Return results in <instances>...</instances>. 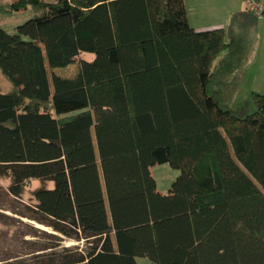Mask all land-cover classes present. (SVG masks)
<instances>
[{"label":"trees","instance_id":"trees-1","mask_svg":"<svg viewBox=\"0 0 264 264\" xmlns=\"http://www.w3.org/2000/svg\"><path fill=\"white\" fill-rule=\"evenodd\" d=\"M246 1L226 29L186 0H0L33 11L0 26V208L86 241L5 264H264V89L245 116L221 106L248 59L236 27L264 15Z\"/></svg>","mask_w":264,"mask_h":264},{"label":"rangeland","instance_id":"rangeland-1","mask_svg":"<svg viewBox=\"0 0 264 264\" xmlns=\"http://www.w3.org/2000/svg\"><path fill=\"white\" fill-rule=\"evenodd\" d=\"M259 7L264 8V0H258ZM189 10V21L196 27L224 26L228 29L230 14L242 10L248 5L246 0H213L211 2L201 0H186ZM232 10V11H231ZM33 15L31 7L20 11L0 13V26L10 32L16 31V26ZM252 22V21H251ZM248 22L244 26H237L239 32L245 31L248 38V59L242 69L237 71L240 77V88L232 102H222L221 106L230 109L238 116H245L256 109V103L252 96L253 90L262 92L264 89V15L257 12L254 23ZM2 90L10 89L11 84L0 73ZM152 175L157 181V187L162 192H167L171 182L178 175L179 170L170 166L169 163H156L150 167ZM2 182V181H1ZM4 183H7L4 181ZM33 187V186H32ZM30 188L26 189L24 199L30 195ZM3 195V194H1ZM5 198L6 196H1ZM5 205L22 209L19 201L5 200ZM0 264H5L7 255L12 256L14 261L26 259L39 247L52 245L58 250L62 246L78 247L85 246V240L70 238L46 226L22 217L11 210L0 208ZM41 228L35 230L30 224ZM15 227H17L15 229ZM60 237V238H58ZM140 264H153L148 257L139 256Z\"/></svg>","mask_w":264,"mask_h":264},{"label":"crops","instance_id":"crops-1","mask_svg":"<svg viewBox=\"0 0 264 264\" xmlns=\"http://www.w3.org/2000/svg\"><path fill=\"white\" fill-rule=\"evenodd\" d=\"M204 1H207V2H211L213 0H201V4L204 2ZM235 1V0H234ZM188 7V6H187ZM232 11V10H231ZM188 14H189V10H188Z\"/></svg>","mask_w":264,"mask_h":264},{"label":"built area","instance_id":"built-area-1","mask_svg":"<svg viewBox=\"0 0 264 264\" xmlns=\"http://www.w3.org/2000/svg\"><path fill=\"white\" fill-rule=\"evenodd\" d=\"M256 5V4H255Z\"/></svg>","mask_w":264,"mask_h":264}]
</instances>
